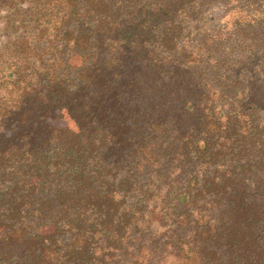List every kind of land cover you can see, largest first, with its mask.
<instances>
[{"label":"trees","instance_id":"obj_1","mask_svg":"<svg viewBox=\"0 0 264 264\" xmlns=\"http://www.w3.org/2000/svg\"><path fill=\"white\" fill-rule=\"evenodd\" d=\"M0 1V264H264V0Z\"/></svg>","mask_w":264,"mask_h":264},{"label":"flooded vegetation","instance_id":"obj_2","mask_svg":"<svg viewBox=\"0 0 264 264\" xmlns=\"http://www.w3.org/2000/svg\"><path fill=\"white\" fill-rule=\"evenodd\" d=\"M10 10H11L10 4L9 5L6 3L0 4V46L6 43L9 36L8 30H6L7 28L6 18L8 14L7 12H9Z\"/></svg>","mask_w":264,"mask_h":264},{"label":"rangeland","instance_id":"obj_3","mask_svg":"<svg viewBox=\"0 0 264 264\" xmlns=\"http://www.w3.org/2000/svg\"><path fill=\"white\" fill-rule=\"evenodd\" d=\"M226 10L224 5H219V3L215 4L209 11V13H204V14H210L212 13L215 17L222 15V13ZM193 25H189L188 28L189 30H192ZM71 127H73L72 124H70Z\"/></svg>","mask_w":264,"mask_h":264}]
</instances>
